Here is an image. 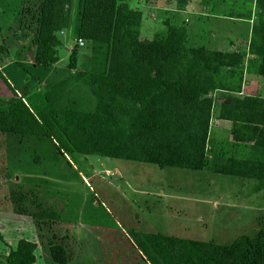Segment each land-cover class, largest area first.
Wrapping results in <instances>:
<instances>
[{
    "label": "rangeland",
    "instance_id": "1",
    "mask_svg": "<svg viewBox=\"0 0 264 264\" xmlns=\"http://www.w3.org/2000/svg\"><path fill=\"white\" fill-rule=\"evenodd\" d=\"M43 1L0 0V107L11 97L8 85L34 113L41 109L26 92L54 107L92 94L86 73L79 71L92 53L91 43L74 34L79 0L71 1L69 26L56 33L62 45L55 62L44 71L34 65ZM119 5L140 13L139 41L172 38L212 58H218L215 53L242 58L238 67L216 74L210 129L221 119L226 95L264 98L259 52L264 20L256 0H120ZM236 129L231 140L209 139V166L203 171L63 156L48 138L0 133V264H8L6 257L22 239L37 244L35 264H57L51 256L56 244L66 248L67 264H151L133 231L220 244L242 235L255 238L264 227V181L213 172L215 163L228 169L229 161L264 159V128L252 134L239 122Z\"/></svg>",
    "mask_w": 264,
    "mask_h": 264
},
{
    "label": "trees",
    "instance_id": "2",
    "mask_svg": "<svg viewBox=\"0 0 264 264\" xmlns=\"http://www.w3.org/2000/svg\"><path fill=\"white\" fill-rule=\"evenodd\" d=\"M71 1H43L35 37L36 68L47 70L55 62L56 49L62 45L56 33L69 26ZM119 4L120 0L78 3L74 34L91 43L92 49L79 71L86 73L84 83L91 96L63 107L48 103L34 113L8 85L11 97L0 107V133L53 139L63 156L205 170L215 106L211 93L219 88L216 74L222 67H238L242 58L228 53H215L218 58H212L172 38L139 41L140 13ZM256 5L264 20V0H256ZM259 52L264 55V49ZM260 74L264 77V63ZM220 118L233 122L235 133L239 122L256 133L258 126L264 128V98L226 95ZM227 164L228 169L215 163L213 172L264 181V159ZM132 235L151 264H264V227L255 238L242 235L231 244L160 233L133 231ZM36 250L35 242L22 239L6 257L7 263L35 264ZM51 256L57 264L68 263L63 245H53Z\"/></svg>",
    "mask_w": 264,
    "mask_h": 264
},
{
    "label": "crops",
    "instance_id": "3",
    "mask_svg": "<svg viewBox=\"0 0 264 264\" xmlns=\"http://www.w3.org/2000/svg\"><path fill=\"white\" fill-rule=\"evenodd\" d=\"M26 97H28L30 100H32V102L34 104H39L36 107H40V109L44 108L49 101H45L43 104L42 100L39 97H35V93L33 92H26ZM50 104H52V102L50 101ZM236 136H238L237 133H235L234 131V124L233 122L229 121V120H224V119H220L219 122L216 125H212L211 129H210V133H209V139L212 140L213 138L217 139V140H231V138H235ZM39 138V137H37ZM46 139V138H43ZM49 139V138H48ZM52 141V144L55 146L56 150L58 153H60L57 149V143L55 140L50 139ZM61 154V153H60ZM114 159V158H111ZM121 160V159H120ZM183 170H187V169H183ZM193 171V170H192ZM222 175V174H220ZM177 237V236H176Z\"/></svg>",
    "mask_w": 264,
    "mask_h": 264
},
{
    "label": "built area",
    "instance_id": "4",
    "mask_svg": "<svg viewBox=\"0 0 264 264\" xmlns=\"http://www.w3.org/2000/svg\"><path fill=\"white\" fill-rule=\"evenodd\" d=\"M79 44H80V45H83V44H84V42H83L82 39L79 40Z\"/></svg>",
    "mask_w": 264,
    "mask_h": 264
}]
</instances>
